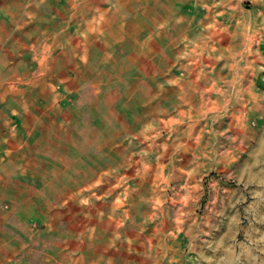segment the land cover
Wrapping results in <instances>:
<instances>
[{
	"label": "rangeland",
	"instance_id": "374dc122",
	"mask_svg": "<svg viewBox=\"0 0 264 264\" xmlns=\"http://www.w3.org/2000/svg\"><path fill=\"white\" fill-rule=\"evenodd\" d=\"M57 3L61 21L36 63L43 75L12 95L14 107L25 105L42 120L27 125V145L12 166L18 170L21 158L27 169L12 172L13 180L42 191L49 213L0 219V264H66L76 245L91 243L105 226L117 227L113 251L124 259L149 248L163 252L165 233L173 240L189 235L194 263H250L254 246L264 252V184L255 179L264 175V126L253 149L239 147L233 156L226 126L171 129L167 92L157 89L148 103L150 85L167 77V0ZM100 20L107 22L106 43L89 45L87 22ZM97 48L102 52L94 54ZM218 128V139L207 132ZM238 160L246 165L236 168ZM84 228L95 232L77 235Z\"/></svg>",
	"mask_w": 264,
	"mask_h": 264
},
{
	"label": "crops",
	"instance_id": "0c3cea01",
	"mask_svg": "<svg viewBox=\"0 0 264 264\" xmlns=\"http://www.w3.org/2000/svg\"><path fill=\"white\" fill-rule=\"evenodd\" d=\"M58 6L57 0H0V219L43 220L45 212L49 213L42 191L29 190L26 182L13 180L12 172L27 169L21 158L18 170L12 167L17 162L14 155L20 157L21 149L27 145V125L42 123V120L29 116L25 105L22 109L14 107L12 95L26 93L28 83L36 84L43 75L36 63L44 59L46 41L51 40L52 31L61 21ZM87 23L86 43L90 45L94 40L105 44L107 22ZM161 23L167 30L164 37L167 43L164 76L167 74V77L159 87L150 85L149 105H154L155 93L162 88L167 92V127L172 129L176 124L226 126L228 137L235 142L233 156L239 154L236 151L239 147L253 149L264 126V0H167V21ZM115 33V38L120 40L123 35L118 25ZM99 52L102 48L95 49L94 54ZM88 53L92 59L91 46ZM14 81H18L17 87ZM251 124H257L259 129L254 130ZM15 128L17 132L13 131ZM219 129L216 133L207 132L218 139ZM202 136L200 133L196 138ZM87 232L94 234L95 230L84 228L77 235L86 237ZM71 233L76 234V229ZM117 233V227L99 229L95 232L96 239L82 248L76 245L73 258L64 262L201 264L190 261L193 255L188 251L187 233L175 240L165 233L163 252H152L149 248L146 254L137 251L128 259L113 251L117 249L113 246L118 245V239L113 238ZM120 241L122 246L123 237H119ZM252 250L250 263L238 259L236 264H260L264 256L262 248L254 246ZM75 251H78L76 257ZM53 264L61 261L54 260Z\"/></svg>",
	"mask_w": 264,
	"mask_h": 264
},
{
	"label": "bare ground",
	"instance_id": "6f19581e",
	"mask_svg": "<svg viewBox=\"0 0 264 264\" xmlns=\"http://www.w3.org/2000/svg\"><path fill=\"white\" fill-rule=\"evenodd\" d=\"M251 83V82H250ZM253 96V95H252ZM254 97V96H253ZM236 161V160H235ZM246 164L245 163H241L240 162V160H238L237 162H236V168H243L244 166H245ZM90 176V175H89ZM88 177V176H87ZM256 180H257V182L258 183H262V184H264L263 182H264V175H263V173H261L259 176H257L256 178H255Z\"/></svg>",
	"mask_w": 264,
	"mask_h": 264
}]
</instances>
